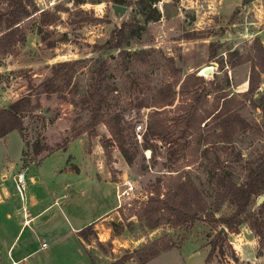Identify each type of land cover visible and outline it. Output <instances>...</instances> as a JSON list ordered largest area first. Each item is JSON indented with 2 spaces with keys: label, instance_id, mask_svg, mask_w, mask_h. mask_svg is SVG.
I'll list each match as a JSON object with an SVG mask.
<instances>
[{
  "label": "rangeland",
  "instance_id": "1",
  "mask_svg": "<svg viewBox=\"0 0 264 264\" xmlns=\"http://www.w3.org/2000/svg\"><path fill=\"white\" fill-rule=\"evenodd\" d=\"M33 1L35 6L45 1V10L57 18L42 23L36 10L20 22L23 39L6 52L0 51V104L6 106L23 95H29L30 103L36 105L22 118V141L27 144L28 156L29 145L35 139L45 144L47 150L58 148L39 158L36 166L33 163L30 166L29 169L40 166L35 174L41 180L38 186L24 185L22 199L13 188L16 195L12 197L13 203L2 200L0 212H9L10 230L16 231L14 221L20 217L14 211L15 206L29 210V193L38 199L31 209L38 210L49 203V194L57 196L64 184L73 181L68 172L59 175V171H55L65 160L80 167L86 178V186L81 184V188L89 186L88 175L96 176L93 163L102 160L122 208L120 213H112L87 234V251L96 264L109 263L124 251L132 250H135L134 257L126 264H140L139 260L151 253L155 255L143 264H264V247L259 246L258 238L248 226L251 213L260 203L264 204V193L251 199L244 221L231 232L214 219L230 214L233 207L222 201L217 211H211L219 197L214 189L215 178L210 176L215 167L224 168L231 172L235 183H241L246 177L247 167L264 145V137L255 126L264 121V74H260L257 88L251 94L253 102L241 94L247 88L250 62L246 57L251 53L253 40L257 37L264 46V0H250L246 4H241L240 0H158L155 5L159 18L146 23L143 22L145 14L139 11L133 0L122 5L125 9L120 13L112 11L110 0L81 4L72 0ZM121 22L129 23L132 29L143 25L140 36L129 38L127 44L120 48H101L111 30ZM120 49L130 53L124 60L118 55ZM71 59H79L80 62L70 80H58L57 92L43 93L40 83L49 75L50 65ZM99 59L104 61V117L118 115L122 127L121 141L131 156L130 162L124 160L116 143L112 142L109 147L111 157L106 163L98 139L100 135L109 134L102 123L95 126L96 135L81 133L82 137L70 139L61 147L63 138L79 131L88 119L86 92L96 76ZM206 66H211V72L205 74L204 79H211L213 84H205L206 101L200 108L201 112L199 110L196 114L219 108L223 104L220 96L227 93L236 101L231 107L249 125L244 130L227 134L225 140L215 135L217 121L213 116L191 129L183 127L181 117L187 106L183 96L176 94L172 105L157 110L140 103L144 99L149 101L155 90L166 84H175L177 91L176 82L186 73L197 71L202 75ZM138 122L143 125L139 138L133 128ZM19 148L17 131L0 137V169L18 159ZM51 166L54 172H51ZM29 169L24 168V174H30ZM174 171L188 176L202 191L208 211L200 219L178 227L161 223L154 229H146L136 217L128 216V208L134 200L145 198L148 185L156 177ZM72 173L75 174V170ZM112 189L105 185L97 193L103 205L116 201ZM68 191H63V195H69ZM67 200L68 197L58 199L56 208L62 205L67 212L70 205L63 207ZM89 200L87 198V203ZM8 202L11 206L3 208ZM71 207L76 210L75 206ZM56 208L40 216L33 229L37 230V225L46 226L56 237H63L62 221L58 213H53ZM215 227L224 232L220 241L221 252L215 249L206 261ZM43 233L41 231L39 235ZM32 236L28 227L20 231L11 246L9 258L16 260L18 253L31 249L34 244ZM43 241L48 245L51 243L48 238ZM62 248L60 246L59 250ZM7 259L0 243V264H8ZM28 262L26 259L23 264ZM54 264L70 262L59 252Z\"/></svg>",
  "mask_w": 264,
  "mask_h": 264
},
{
  "label": "trees",
  "instance_id": "2",
  "mask_svg": "<svg viewBox=\"0 0 264 264\" xmlns=\"http://www.w3.org/2000/svg\"><path fill=\"white\" fill-rule=\"evenodd\" d=\"M73 3L81 4L85 2H98L96 0H72ZM113 4L127 5L129 0H110ZM158 0H133L139 7V11L144 15V23L147 21L157 20L160 16L156 7ZM241 4H246L250 0H240ZM37 10L33 0H0V51L6 52L17 41L23 39L22 31L19 27L22 19L31 16ZM56 15L47 10L39 12V20L42 23H49L56 19ZM143 25L132 29L129 23L121 22V24L111 30L107 40L101 45L103 49L120 48L122 44L126 45L131 37L140 36ZM251 53L247 55L246 60L250 62L247 88L241 92L243 97L248 101L251 100V94L257 88L260 74H264V47L260 40L256 37L250 47ZM129 51L125 49L118 50V55L125 59L129 55ZM79 59L62 60L50 65L49 75L41 81V89L45 94H51L59 90L58 80L62 82L69 81L72 72L79 64ZM104 61L99 59L96 76L92 82L90 90L86 92L85 102L88 104L89 115L84 122L83 127L79 131H74L70 137H65L61 141V147H64L70 139H73L81 133L96 135L95 126L102 123L109 136L100 135L99 143L102 149L106 163L110 160V149L112 142L116 143V147L120 155L126 162H130L131 156L121 141L122 127L119 124L117 114H111L104 117L102 110L104 103L105 89ZM178 83L177 91L175 84H166L155 90L154 95L150 96L149 101L144 99L140 102L142 106L153 107L154 110L164 106L172 105L175 95L183 96L187 100V106L182 115V123L184 128H193L194 125L201 124L209 116L216 119L217 132L215 135L220 140H225L227 134L231 135L236 131L244 130L249 125L238 114L236 109L231 107L236 103L227 93H222L220 98L223 100L219 108L204 113H197L206 101L207 91L205 84H213L212 80H205L204 76L197 74V71L186 73ZM35 103L31 104L29 95H23L6 106H0V137L6 135L10 131H17L22 141V118L24 113L35 107ZM233 110H232V109ZM264 112V107H262ZM155 113V112H154ZM197 116V119H196ZM255 126L260 130L264 137V121L260 125ZM27 144L22 141L20 150V160L23 166L29 163H37L41 157V153H47L45 144L39 143L35 139L29 145V151L26 149ZM58 148V147H56ZM239 157V154H236ZM28 157V158H27ZM30 161V162H29ZM214 177L215 192L219 197V202L215 203L212 212L219 209L222 201H227L233 208L230 214L217 218L221 225L227 230L236 231L237 226L244 221L247 207L251 199L257 195L264 193V145L258 156L251 161V165L247 167L245 179L237 184L233 181L231 172L224 168L215 167V171L210 174ZM122 205H118L116 211L120 213ZM208 204L203 199L202 191L191 181L188 176H183L180 172L174 171L166 176L156 177L153 182L148 185L145 198L136 201L128 208V216H134L146 229H154L161 223H167L173 227H178L185 223L198 220L202 215L207 213ZM248 226L254 236L258 238L259 246L264 247V204L260 203L248 219ZM92 225H86L77 231L80 239L87 243V234L91 232ZM224 232L215 227V233L210 240V248L206 253L205 260L208 261L214 254V251L221 252L220 241L223 239ZM135 250L131 252L124 251L121 255L114 258L106 264H126V262L134 257ZM88 258L92 264H96L94 258L87 252ZM154 253L149 254L139 260L140 264L150 260Z\"/></svg>",
  "mask_w": 264,
  "mask_h": 264
},
{
  "label": "crops",
  "instance_id": "3",
  "mask_svg": "<svg viewBox=\"0 0 264 264\" xmlns=\"http://www.w3.org/2000/svg\"><path fill=\"white\" fill-rule=\"evenodd\" d=\"M256 36H258V33H256ZM0 106L4 105L0 104ZM77 137H82V135L80 134ZM21 148L22 141L20 138L18 159L15 162H11L8 166L4 167V169H0V204L4 203V201L2 200H10V202H12V197L16 196L15 192L13 191V174H15L19 170H23L24 174V168H26L27 170L32 165V163H29L26 166H23L21 164ZM56 149V147L49 149L48 152H44L40 158L50 155ZM38 163L39 162L35 163L34 166H36ZM93 164H95V168L92 169L95 172L96 176H93L91 174L88 175L89 186L86 188H81V184L85 185L86 178L84 177V175H82L80 167L71 164V162L67 160H65L62 167H56L55 171H59V175H65L68 172V175L73 176V181L64 184L60 188L59 194H56L57 192L54 191L57 196L52 197L49 194V203L38 210L31 209L32 205L37 204L38 199L36 196L29 193V210H22V206L19 207L18 205L14 208V211L20 216L18 217L17 221H14L16 226V231L14 233L10 230V227L12 225L10 223L11 219L9 212H7L6 210L4 212H0V243L6 251L8 264L10 263V261L15 262V264H18L19 262L23 264L26 259L27 261L29 260L28 264H54L55 258L59 252H61V256L65 257L67 261L70 262V264H92L87 255V244L80 239V237L77 235V231L89 224L92 225V228L95 227L100 221L106 219L112 213H115L116 208L119 205L118 199H116L117 193L115 191V186H113L114 183L110 181V174L102 164V160H99V162ZM39 168L40 166L31 168L28 170L30 171V174H24L25 186L29 184V186L35 188L41 183L39 175H35L38 172ZM51 169V172H54L53 166H51ZM72 170H75L76 173H72ZM105 185H110L111 187H113L112 190L116 199L114 203L109 205H103L101 200L97 196V193L101 190V188L105 187ZM46 188L47 187H45V190H47L48 192V189ZM67 189H69V191L67 192L69 195L64 194V196L62 192L67 191ZM87 189H89L90 191L86 192ZM67 197L68 200L63 205V207H68L70 205L67 208V212H65L66 210H63L62 205L61 207H59V209L56 208L57 200L65 199ZM83 198H85V201H82L83 207L81 208L80 205L81 200H84ZM87 198L90 199L89 203H87ZM71 205L75 206L77 211L74 210ZM9 206H11V204H9L8 202V205H5L3 208H9ZM0 208L2 210V206H0ZM52 208H56L53 213H58L59 220L62 221L64 228L63 237H56L55 235H53V231L49 227L46 228V226L40 227L37 225V230L33 229L36 226V220H38L40 216L47 213ZM19 212L21 213L19 214ZM25 227H28L31 234L33 235L31 239L34 244L31 249L28 250L27 248L23 252L18 253V258L16 260H13L9 258V252L10 254L12 253L11 246L20 231H22ZM41 231L44 232L42 236L39 235V232ZM11 233L13 234L11 235ZM47 238L48 241L51 242L50 245L46 243L45 247H40V243L44 242L43 239ZM23 245L25 246L24 243ZM60 246H63L61 251L59 250Z\"/></svg>",
  "mask_w": 264,
  "mask_h": 264
},
{
  "label": "built area",
  "instance_id": "4",
  "mask_svg": "<svg viewBox=\"0 0 264 264\" xmlns=\"http://www.w3.org/2000/svg\"><path fill=\"white\" fill-rule=\"evenodd\" d=\"M48 5H51L50 3H48ZM37 6V12H40L42 10H45L47 8L46 2L44 1L43 3H41L40 5L36 4ZM134 133L136 135V137L139 138V133L141 131H143V125L141 122H138L134 125ZM12 181H13V188L14 191L16 192V194L18 195V197L20 199L23 198V190H24V174H23V170H19L17 171L13 177H12ZM117 197H118V192H117ZM45 243L42 242L40 243V247H45ZM9 264H15V262L10 261Z\"/></svg>",
  "mask_w": 264,
  "mask_h": 264
},
{
  "label": "water",
  "instance_id": "5",
  "mask_svg": "<svg viewBox=\"0 0 264 264\" xmlns=\"http://www.w3.org/2000/svg\"><path fill=\"white\" fill-rule=\"evenodd\" d=\"M110 7L114 13L123 12L125 9L124 6L118 5V4H113V3L110 5ZM210 72H211V66H206V68L203 69L201 74L204 76L205 74H208ZM197 74H199V73H197ZM260 200H261V197H259L258 201H260ZM221 230H223V228H221Z\"/></svg>",
  "mask_w": 264,
  "mask_h": 264
}]
</instances>
